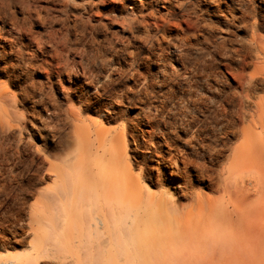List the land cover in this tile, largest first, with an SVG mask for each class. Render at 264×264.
I'll use <instances>...</instances> for the list:
<instances>
[{
  "label": "rangeland",
  "instance_id": "obj_1",
  "mask_svg": "<svg viewBox=\"0 0 264 264\" xmlns=\"http://www.w3.org/2000/svg\"><path fill=\"white\" fill-rule=\"evenodd\" d=\"M9 1L7 23L0 35V53L7 52L10 46L17 51L21 46L14 38L18 36V30L12 28V16L16 18L17 27L22 29L21 34L30 39L39 37L43 47L40 51L35 44L28 46L30 41L26 39L21 46L20 58L12 54L7 60H0V83L8 84V91L15 96L11 95V100L15 101L14 109L17 108L15 117L22 125L3 134L4 137L0 134L3 138L0 137V228L4 229L1 231L7 240L4 244L9 248V254L28 251L27 244L32 239L27 225L29 205L32 203L31 196L45 186V181H49V176L43 174L46 157L50 158L53 151L58 154L69 152L71 141L68 136L72 128L63 122L65 115L61 113L59 120L64 126L61 130L60 122L55 121L57 116L53 115L55 107L51 106L52 103L60 105L61 110L71 107L77 111L84 120L82 125H90L93 135L99 127L121 129L130 118L139 120L141 114L154 118L158 130L144 127L139 120L137 122H141L144 135L138 137L135 143L129 132L125 137L127 157L134 174L138 176L139 168L146 166L152 179L162 184V188H150L167 191L165 197L178 204L179 213L191 203L187 199L189 191L202 192L212 199L220 197V192L204 188V184L198 181L195 167L189 170V177L178 179L182 186L176 182L167 183L166 180L171 177L167 172L163 174L167 169L162 168L164 170L159 175L152 169L156 164L147 158V154L156 152L153 159H157L158 154L165 155L163 151L157 152L161 149L157 146L161 138L159 132H167L172 126L176 134L171 152L187 154L195 163L199 161L198 164L206 166L203 170L207 175H214L222 166L228 165L229 148L238 143L236 135L228 131L232 129L231 100L239 89L237 78L224 63L237 64L232 49L241 48L250 40L253 23L261 21L264 16V0ZM53 5L57 10L52 13L47 7ZM178 8L182 13L190 14L185 17L189 20L165 19L169 17L166 10L176 12ZM148 12L161 15L159 23H164L163 30H151L145 34L139 28L135 29L138 32L133 36L127 19L132 13L138 18ZM260 33L264 35V31ZM50 37H55L63 47L65 45V50H69L67 56L64 55L73 63L72 69L69 77L62 74L59 86L70 89L72 103L63 100L62 90L53 84L54 88L50 91L51 96L54 95L53 100L48 97L49 93L47 98L50 102L45 97L46 104H36L38 92L49 88L45 74L51 68L48 63L54 54ZM91 67L98 72L100 80L110 77L112 83H108L107 91L111 96L118 97L107 106V112L101 105L107 96L93 100V89L83 74V69ZM50 80L57 82L53 76ZM101 111H105L103 114L111 120L101 124V119H104L100 118ZM49 119H54L53 124ZM93 123L98 125L93 127ZM42 124L45 125L43 130ZM191 135L195 140L186 145L183 140ZM74 147L72 145V150ZM163 149L167 150V147ZM178 166L181 167V164ZM144 177L141 184L148 187V178ZM206 183L211 185L208 181ZM197 217L198 214H195ZM166 225L150 253L165 264H209L214 255L210 245L200 247L194 235L184 234L180 225L173 221ZM42 244L47 248L52 246ZM81 260L82 264L95 262L93 257L85 255ZM71 261L72 257L67 252L50 251L39 259L38 264H70Z\"/></svg>",
  "mask_w": 264,
  "mask_h": 264
},
{
  "label": "bare ground",
  "instance_id": "obj_2",
  "mask_svg": "<svg viewBox=\"0 0 264 264\" xmlns=\"http://www.w3.org/2000/svg\"><path fill=\"white\" fill-rule=\"evenodd\" d=\"M9 2L0 0V35L7 23L6 10ZM47 10L53 13L57 9L53 5L47 7ZM177 10L179 11L166 10L169 17L165 19L189 20L185 18L190 16L189 13H182L180 8ZM132 14L127 22L131 29L129 32L133 36L138 32L135 29L141 28L145 34H149L151 30L164 28V23H159L161 15L158 17L156 13L148 12L137 18ZM12 22V28L18 30V36L14 37L16 42L22 46L28 39V46L35 44L38 50H43L39 37L30 39L22 35V29L17 27L16 18L13 16ZM263 31L264 16L261 21L256 20L253 23L250 40L241 48L232 49L237 64L224 63L226 69L237 78L239 89L235 98H231L232 129L228 131L236 135L238 143L229 148L228 165L222 166L214 175H207L203 170L206 166L204 168L198 164L199 161L195 163L187 154L183 156L178 151L171 152L173 137L176 134L172 126H169L167 132L159 130L161 138L157 146L161 149H157V152L163 151L165 155L157 153V159H153L156 152L147 154V158H151L156 164L152 169L159 175L164 170L162 168L167 169L163 171V174L167 172L171 176L166 180L167 183L176 182L182 186L178 179L189 177V170L195 167L198 181L204 184V188L220 192L219 198L212 199L202 192L189 191L187 199H190L191 203L179 213L178 204L165 197L167 191L150 188H162V184L159 180L152 179L146 166L139 168L138 176L134 174L127 157L125 137L129 132L135 143L138 137L144 135L140 128L141 122H137L139 120L143 122L144 127H150L152 131L158 130L159 126L154 118L141 114L139 120L130 118L121 129L99 127L93 135L90 125H82L84 120L77 111L71 107L61 110L60 105L58 107L55 102L54 106L51 102V106L55 107L52 110L53 115L57 116L55 121H62L59 120L62 113L65 115L63 122L72 128L68 136L71 141L69 152L58 154L53 151L55 153L51 152L50 158L45 156L47 161H44L47 163L43 174L49 176V181H45V186L31 196L27 225L31 229L32 239L27 244L28 251L9 254V248L4 244L6 238L1 231L4 229L0 228V264H38L39 259L50 251L69 253L72 257L70 264H82L83 255L93 257L95 262L92 264H165L150 252L163 226L171 224L172 221L180 225L184 234L194 235L193 238L200 247H205V244L212 247L214 255L209 259V264H264V35L260 33ZM49 43L54 50L48 63L51 68L45 74L49 82V92L47 94L48 89H41L35 96L36 104L45 103V97L46 101L50 100L47 96L52 92L53 84L62 90V99L72 103L70 89L64 90L62 85L59 86L62 74L69 77L72 69L73 63L66 57L68 49L65 50V45L63 47L55 37H50ZM21 46H18L17 51L10 46L7 52L0 53V60H7L12 54L20 58ZM92 67L83 69V74L93 89V100L97 97L101 100V97L107 96V100L101 104L107 112V106L118 97L111 96L107 91V85L112 83L110 77L100 80L98 72ZM51 76L56 78L57 82L50 80ZM161 83L164 84L163 81ZM11 95L8 84L0 83L2 135L19 128V118H16L15 112L17 108L14 109L15 101L11 100L15 96ZM31 95L33 96V93ZM50 96L51 93L48 97ZM103 112L99 113L100 118H104L101 119V124L111 120V117H106ZM53 120L49 119L50 122ZM96 125L98 123H93V127ZM44 126L42 130L45 129ZM193 136L183 140L186 145L191 144ZM72 145L75 146L73 150ZM164 146L167 150H162ZM57 160L60 162L56 163ZM178 164H181V167ZM142 177L148 178V187L141 184ZM207 181L211 185L207 184ZM195 214H198L197 218ZM43 242L52 245L51 248L45 247Z\"/></svg>",
  "mask_w": 264,
  "mask_h": 264
}]
</instances>
